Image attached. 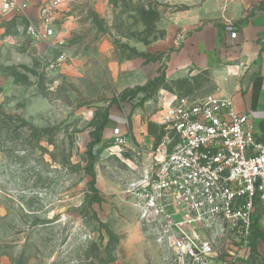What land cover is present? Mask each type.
Masks as SVG:
<instances>
[{"label":"rangeland","instance_id":"rangeland-1","mask_svg":"<svg viewBox=\"0 0 264 264\" xmlns=\"http://www.w3.org/2000/svg\"><path fill=\"white\" fill-rule=\"evenodd\" d=\"M263 7L264 0H63L55 15L59 43L50 49L25 36L24 17L3 24L0 264H170L128 191L150 152L172 137L161 125L163 107L174 97L200 101L219 85L212 67L138 89L165 74L168 56L190 32L236 26ZM105 115L110 124L90 149ZM113 118L126 122L121 146L111 138ZM253 241L254 263L264 264L257 252L264 232Z\"/></svg>","mask_w":264,"mask_h":264},{"label":"built area","instance_id":"built-area-1","mask_svg":"<svg viewBox=\"0 0 264 264\" xmlns=\"http://www.w3.org/2000/svg\"><path fill=\"white\" fill-rule=\"evenodd\" d=\"M62 3L0 0V27L24 17L27 38L56 47ZM238 30L228 24L225 32L234 40ZM163 110L161 125L172 137L150 152L137 187L128 191L144 231L170 264L246 261L253 231L264 232V140L251 114L236 112L232 98L218 93L193 102L174 97ZM111 138L116 146L127 139L119 127Z\"/></svg>","mask_w":264,"mask_h":264},{"label":"crops","instance_id":"crops-1","mask_svg":"<svg viewBox=\"0 0 264 264\" xmlns=\"http://www.w3.org/2000/svg\"><path fill=\"white\" fill-rule=\"evenodd\" d=\"M236 27L239 34L234 40L228 38L226 26L218 24L203 25L190 32L168 56L165 75L172 80L183 72L195 76L213 67L218 94L230 96L236 112L250 113L257 138L264 140V10L254 11L247 21ZM115 121L117 127L126 132L125 120L116 118ZM131 131L135 134L134 122ZM257 252L263 256L264 249L258 245ZM248 261L234 263L250 264Z\"/></svg>","mask_w":264,"mask_h":264},{"label":"trees","instance_id":"trees-1","mask_svg":"<svg viewBox=\"0 0 264 264\" xmlns=\"http://www.w3.org/2000/svg\"><path fill=\"white\" fill-rule=\"evenodd\" d=\"M259 10H264V7L263 8H259ZM164 78H165V74L164 73H161L160 77H158V78L154 79L153 81L149 82L148 85H147V87H141L138 90L145 91L149 86H152L153 83H159V85L156 86V88H159L160 85L164 82ZM107 121H108V117H107V115H105L101 119L99 125L96 128L95 139H94L93 143L91 145H89L90 146V149L94 145H96V144H98L100 142V140H101V134H102V131H103L104 127L107 125ZM128 127H130V125ZM89 154H90V152H89ZM86 170H87V174L89 176H91V178H92V180H91V182L89 184L90 185V188H91L92 191L95 192L94 183H93L94 174H93V170H92V161L91 160L88 162L87 167H86ZM257 230L258 229H255L253 231V234H252L251 252H250L249 261H248L250 264H254V261L253 260H254V258H256V243H254L253 239L256 236V231Z\"/></svg>","mask_w":264,"mask_h":264}]
</instances>
